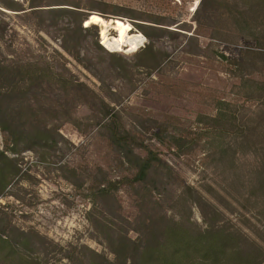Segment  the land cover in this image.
Segmentation results:
<instances>
[{"label":"rangeland","instance_id":"rangeland-1","mask_svg":"<svg viewBox=\"0 0 264 264\" xmlns=\"http://www.w3.org/2000/svg\"><path fill=\"white\" fill-rule=\"evenodd\" d=\"M0 120V264L115 259L166 220L264 248V0H0ZM116 128L168 166L136 182Z\"/></svg>","mask_w":264,"mask_h":264},{"label":"trees","instance_id":"trees-1","mask_svg":"<svg viewBox=\"0 0 264 264\" xmlns=\"http://www.w3.org/2000/svg\"><path fill=\"white\" fill-rule=\"evenodd\" d=\"M100 17L99 14L93 16L95 23L100 24L102 20ZM80 28L89 30L90 26L84 27L81 24ZM108 29V24L102 25V39L115 38L108 36ZM119 34H121L120 31ZM102 42L105 44V41ZM116 117L117 114H113L109 124L112 125ZM0 125L3 130L12 133L9 125L2 120H0ZM114 130H116L117 144L123 156L127 158L129 156L135 157V159H125V162L132 164L136 182L146 181L150 176H158L163 171V165L168 166L154 150L148 149L145 156L137 153L133 144L128 141L129 134L126 132L122 134L117 131V128ZM6 160L12 163L11 159L7 158ZM4 177L5 174L3 173L0 181H3ZM260 177V181L264 186V161L261 164ZM119 182L115 181V183ZM110 184L113 185L114 182ZM98 188L102 195L107 194L108 186L104 181L99 182ZM240 237L241 233L239 231L231 230L224 224L210 225V227L201 230L186 226L175 220H166L161 223H153L145 237L141 236L138 239H133L127 234H121V239H119L117 245H109L111 251L115 254V259H110L105 254L95 252L96 257L101 258L96 264H261L264 248L256 243L258 248L244 251L238 244ZM0 249L1 251L6 250L7 253L12 249L10 241L2 235H0ZM122 254L126 256L123 262L120 260ZM21 261V264H37L36 261L24 255L21 257Z\"/></svg>","mask_w":264,"mask_h":264}]
</instances>
